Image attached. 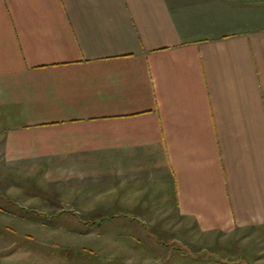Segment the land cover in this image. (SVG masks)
Wrapping results in <instances>:
<instances>
[{
	"label": "crops",
	"instance_id": "crops-1",
	"mask_svg": "<svg viewBox=\"0 0 264 264\" xmlns=\"http://www.w3.org/2000/svg\"><path fill=\"white\" fill-rule=\"evenodd\" d=\"M66 227L264 264V0H0V263Z\"/></svg>",
	"mask_w": 264,
	"mask_h": 264
},
{
	"label": "rangeland",
	"instance_id": "rangeland-1",
	"mask_svg": "<svg viewBox=\"0 0 264 264\" xmlns=\"http://www.w3.org/2000/svg\"><path fill=\"white\" fill-rule=\"evenodd\" d=\"M65 237L61 243L54 242V238L50 239V243H36L35 240L27 244L31 249L32 259H28L29 264H110L108 262H103L94 256H91L90 246L86 243V238L76 237L72 235L69 227L65 229ZM63 231V230H62ZM70 231V232H68ZM60 242V241H59ZM77 244V246L72 247L71 244ZM82 243V244H81ZM80 244V245H79ZM37 256V258L35 257ZM179 254H177L178 256ZM164 259L159 262V264H200V259L194 256H188L187 258H176ZM2 264V263H0ZM112 264V263H111Z\"/></svg>",
	"mask_w": 264,
	"mask_h": 264
}]
</instances>
